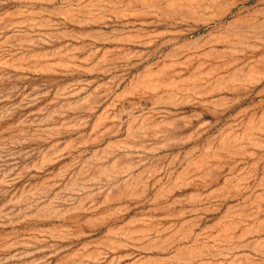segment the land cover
<instances>
[{
    "label": "rangeland",
    "instance_id": "1",
    "mask_svg": "<svg viewBox=\"0 0 264 264\" xmlns=\"http://www.w3.org/2000/svg\"><path fill=\"white\" fill-rule=\"evenodd\" d=\"M0 264H264V0H0Z\"/></svg>",
    "mask_w": 264,
    "mask_h": 264
}]
</instances>
